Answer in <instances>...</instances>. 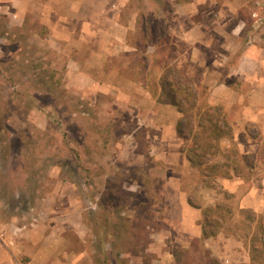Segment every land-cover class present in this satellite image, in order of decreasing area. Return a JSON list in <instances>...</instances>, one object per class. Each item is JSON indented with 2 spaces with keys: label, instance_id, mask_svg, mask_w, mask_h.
Here are the masks:
<instances>
[{
  "label": "rangeland",
  "instance_id": "1",
  "mask_svg": "<svg viewBox=\"0 0 264 264\" xmlns=\"http://www.w3.org/2000/svg\"><path fill=\"white\" fill-rule=\"evenodd\" d=\"M43 1L0 0L4 238L16 242L15 247L16 229L45 224L50 220H41L42 213L72 206L70 220L78 225L81 220L86 227L93 264H250L248 238L255 223L239 211L235 196L226 194L213 177L208 179L213 187L203 183L197 167L190 170L177 161L178 152H160L164 141L157 143L155 137L169 132V98L159 87L160 74L169 68L191 84L188 90L181 86V98L193 132L200 130L196 124L205 109L208 83L227 77L245 85L227 74L244 49L264 60V0H216V5L207 0L192 16H181L186 8L175 9L174 1L185 0H107L108 14L123 26L120 32L110 30L126 35L114 40L117 53L108 57L105 74L96 66L100 57L93 67L78 66L69 50L50 45L47 26L40 20ZM224 1L233 7H219ZM191 18H215V24L193 29ZM107 69L119 72L113 76L120 82L114 88L106 84L112 81ZM251 132L256 130L252 127ZM191 139L182 138V162L187 160L182 148ZM150 146L155 150L149 152ZM231 150L216 154L211 162H229ZM238 157L242 164L254 161ZM53 192L60 199L53 200ZM184 192L194 210L181 208L177 197ZM211 197L230 211L219 209L205 217L204 209L213 206L206 204ZM194 225L217 233L194 237ZM77 241L72 240V248L79 250Z\"/></svg>",
  "mask_w": 264,
  "mask_h": 264
},
{
  "label": "crops",
  "instance_id": "2",
  "mask_svg": "<svg viewBox=\"0 0 264 264\" xmlns=\"http://www.w3.org/2000/svg\"><path fill=\"white\" fill-rule=\"evenodd\" d=\"M44 1L45 3L41 4L42 17L40 20L41 23L47 26V37L50 45H54V49L58 51H61L60 49H62V52L69 50L68 56L71 58V62L74 64L78 63V66L79 64H85L93 67L95 64L92 62L97 57H100L101 61H98L96 66L102 70V73L105 72L104 65L109 61L108 57L117 53V50H114L116 46L114 40H124L126 35L121 33L120 36L117 32L115 35L114 31H112L117 29L120 32L123 26L118 19L115 20L113 15L108 14V1ZM206 1H174V5L176 11L183 8L187 9L186 11L182 10L181 16L184 14L192 16L195 12H198L199 5ZM208 3L209 5L217 4L216 0H208ZM218 5L223 8L233 7L231 2L228 1ZM14 17H17V15L15 14ZM214 20L215 18H212L211 22H203L194 21L191 18L188 22L193 26V29H201L203 24H215ZM187 33V31L183 32L184 35ZM219 62L222 65L223 60H219ZM74 64H72V67ZM208 69L209 67L207 66L201 70L206 72ZM68 72L71 73V69ZM106 72H108V76L112 80L106 82V84L114 88L113 83L116 82L118 85L120 82L113 76L115 75L116 77L119 72L115 69H107ZM227 76H236L237 80L245 82V85L240 86L235 82H231L227 77L220 81L208 83V104L221 106L225 120L231 127V135L220 139V148L225 152L232 148V150L234 149L237 152L238 156L252 157L254 161L252 160L253 162L249 164H242L243 161L236 157V159L238 158V160H234L236 162L231 160L225 162L224 167L228 168V173L225 177L217 178V180L222 184L223 191L235 196L237 206L240 209H249L256 214H261L264 213V60L260 59L259 55L251 48L244 49L237 55L234 62L230 64ZM165 107L171 112V115L167 116L170 121L169 132L163 136L155 137L159 138L157 143L164 141L163 148H159V150H162L160 152H178L177 161H181L185 168L192 170L188 159L183 162L180 159L182 157L180 155L182 138L178 136L176 131V122L179 120L180 112L176 109L173 110L174 108L171 104ZM252 127L256 130V133L251 132ZM153 137L150 135V138L153 139ZM150 147L149 152L155 150L153 146ZM259 156L261 158L258 159ZM167 162L170 163L171 161L168 160ZM234 168L239 169L240 173L234 172ZM241 169H247V172H242ZM181 191L179 192L181 193ZM180 193H178L177 198L181 208L184 210L189 207L194 210L193 208L196 207L190 205L186 199V192H184V196ZM50 195L53 200L60 199V196L54 192ZM219 200V198L211 197L208 200L211 202L206 204L214 205L215 201ZM71 208L72 206L60 211L53 210L49 214L44 212L41 215V220L44 217L45 222L50 220L49 222L32 224L34 225L33 228L27 227L21 231L18 230L19 228L16 229L13 233L15 234L14 237H17L18 244L14 247L12 245L16 242H13L9 247L4 246L5 249L2 248L3 251L0 247V264H93L84 236L86 227L80 225L81 220L79 225L77 222L70 220L71 214H73ZM184 223L185 221L183 220L182 224ZM193 228L195 229L193 236L201 237V228L197 225H194ZM77 237L79 239L77 241L80 247L79 250L72 248V240L77 239ZM20 255L25 256L22 258Z\"/></svg>",
  "mask_w": 264,
  "mask_h": 264
},
{
  "label": "trees",
  "instance_id": "3",
  "mask_svg": "<svg viewBox=\"0 0 264 264\" xmlns=\"http://www.w3.org/2000/svg\"><path fill=\"white\" fill-rule=\"evenodd\" d=\"M160 7L163 11L167 8L164 2H161ZM159 81V87L162 92L165 94L167 93L166 95L169 98V103L174 105L178 112L182 113V117L176 123L178 136L185 140L190 136L192 137L190 146L186 149L182 148V151L185 152L191 166L197 167L200 170L203 183L207 184V186H212L208 184V179H211L210 177H213V182H215L217 178L225 177L228 173V171H222V168L228 170V168L224 167V162L220 165L211 162L216 154L221 152L226 153L220 148V139L231 135V127L225 120L221 106H212L205 101V107L203 106L205 109L199 113L200 121L196 124V127L200 130L193 132L190 115L186 114L181 98L183 94L182 87L188 90L191 84L181 72L177 69L172 70L171 68L165 71V73L160 74ZM192 97L194 98V95H192ZM201 106L197 108L200 109ZM231 151L233 158L230 156L229 160L236 162L234 160L238 157V154L234 149ZM233 170L234 172L237 171L240 173L239 169L234 168ZM219 209H222V211L224 210V212L225 210L228 212L230 211L227 206L216 203L213 206L205 208L204 215L208 217V214L210 216L212 212H217ZM239 211L245 214L249 223H255L253 229L250 224L247 225V227H251L252 229V233L248 238L250 264H264V214H256L249 209L239 208ZM202 233L203 237H208L215 235L217 231H207L206 228L203 227ZM247 236L248 234L246 238Z\"/></svg>",
  "mask_w": 264,
  "mask_h": 264
},
{
  "label": "built area",
  "instance_id": "4",
  "mask_svg": "<svg viewBox=\"0 0 264 264\" xmlns=\"http://www.w3.org/2000/svg\"><path fill=\"white\" fill-rule=\"evenodd\" d=\"M0 243H1V245L5 246V247H9L13 244V242L11 240H6L4 238L2 231H0Z\"/></svg>",
  "mask_w": 264,
  "mask_h": 264
}]
</instances>
